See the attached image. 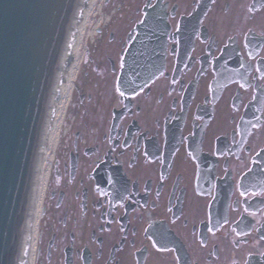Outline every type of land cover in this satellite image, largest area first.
Here are the masks:
<instances>
[{"label": "flooded vegetation", "instance_id": "obj_1", "mask_svg": "<svg viewBox=\"0 0 264 264\" xmlns=\"http://www.w3.org/2000/svg\"><path fill=\"white\" fill-rule=\"evenodd\" d=\"M113 13L72 82L31 264H264V0ZM144 15L164 62L133 90L121 59Z\"/></svg>", "mask_w": 264, "mask_h": 264}, {"label": "water", "instance_id": "obj_2", "mask_svg": "<svg viewBox=\"0 0 264 264\" xmlns=\"http://www.w3.org/2000/svg\"><path fill=\"white\" fill-rule=\"evenodd\" d=\"M77 0H0V264H21L51 85ZM144 15L120 68L142 87L163 66L166 28ZM98 29V28H97Z\"/></svg>", "mask_w": 264, "mask_h": 264}, {"label": "bare ground", "instance_id": "obj_3", "mask_svg": "<svg viewBox=\"0 0 264 264\" xmlns=\"http://www.w3.org/2000/svg\"><path fill=\"white\" fill-rule=\"evenodd\" d=\"M101 0H77L64 43L55 68L56 73L51 85L50 96L42 126L40 148L36 158L33 181L25 223L21 264H31L37 234V218L48 174V163L59 134L60 124L70 96L74 76L82 61V51L86 42L94 35L91 16L97 15L100 23ZM91 27V28H90ZM91 36V37H90Z\"/></svg>", "mask_w": 264, "mask_h": 264}, {"label": "rangeland", "instance_id": "obj_4", "mask_svg": "<svg viewBox=\"0 0 264 264\" xmlns=\"http://www.w3.org/2000/svg\"><path fill=\"white\" fill-rule=\"evenodd\" d=\"M101 3H102V9H101V12L104 14L103 15V17H102V19H101V21H100V25H102L103 24V26H108V24L110 23V21L113 19V17H114V13L111 15V16H107V14H108V12H109V10L111 9V8H115V6H116V0H108V1H104V0H101ZM96 17H97V15H95L94 16V18H93V20H92V22L94 23L95 22V20H96ZM92 27V26H91ZM90 27V28H91ZM94 29V28H93ZM97 37L95 36V34H94V36L92 37V39L91 40H89L88 39V41L86 42L87 43V45L86 46H89V45H91V46H93L94 45V41H93V39H96ZM81 64H82V62H81ZM64 120H65V118L63 117V121H62V123L60 124V127L61 126H64L63 124H64ZM60 130H61V128H60Z\"/></svg>", "mask_w": 264, "mask_h": 264}, {"label": "snow or ice", "instance_id": "obj_5", "mask_svg": "<svg viewBox=\"0 0 264 264\" xmlns=\"http://www.w3.org/2000/svg\"><path fill=\"white\" fill-rule=\"evenodd\" d=\"M258 71H259V69H258ZM123 94V93H122Z\"/></svg>", "mask_w": 264, "mask_h": 264}]
</instances>
